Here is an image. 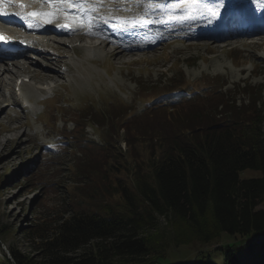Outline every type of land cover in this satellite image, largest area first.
<instances>
[{
    "label": "rangeland",
    "instance_id": "374dc122",
    "mask_svg": "<svg viewBox=\"0 0 264 264\" xmlns=\"http://www.w3.org/2000/svg\"><path fill=\"white\" fill-rule=\"evenodd\" d=\"M238 1L240 0L237 2L225 0L229 7L225 5L222 9L227 8L230 12L229 8L236 7ZM242 2L250 7L258 6L257 3L251 5L246 1ZM174 3L188 8L192 5L196 6L194 8L198 6L201 8V5L214 8L219 0L190 2L175 0ZM244 7L248 9V6ZM252 10L254 9L246 11L252 15L254 14ZM177 31H173V34H185ZM259 37L255 38L258 39V45L252 44L249 38L245 43L235 42L224 48L220 47L216 52L208 50L204 43L197 47H186L185 40L177 39L169 45L143 52L135 51L136 53L131 56L129 53L119 62L106 57L102 65L90 62L83 54L92 57L94 51L76 55L69 50L70 47H66L70 55L67 61L75 72L65 70L67 77L55 76L52 91L49 89L41 92L38 88L41 85L31 80L29 83L34 87L25 86L22 94L25 97L28 93L33 94L30 98L34 109L32 107L24 112L21 107L12 105L4 109L0 115V264H9L6 259L13 260L12 251L28 255L34 261L42 260V252L36 246L40 243V238L36 233L27 236L31 229L44 228L43 233L48 236L61 220L76 211L84 213L96 211L103 214L100 209L103 204L109 202L116 204L120 201L118 193L110 194L114 189L115 179L117 177L123 179L121 188L125 184L128 185L129 179L126 176L129 169L134 166L137 159L148 156L146 141L136 143V148H133L135 146L126 143L127 133L123 129L118 134H112L111 144L107 146L100 144L101 133L107 126L88 124L87 121L90 120L86 118L89 114L86 113L92 111L91 109L93 111L106 109L113 113L120 111L118 107L122 110L125 108L126 111L132 109L135 115L133 120L136 122L131 126L134 127L135 135H139L137 131L139 127L147 125L170 132L178 126L196 125L197 112H201L202 116L208 110L213 111L209 103L220 100L214 94L215 87L223 83H226L222 89L223 93L234 96L238 103L247 102L248 97L258 98L259 105L264 109V41L262 42ZM233 38L234 33L232 39L227 37V41H220L221 45L232 41ZM97 55L104 59L102 50H99ZM52 67L58 69L57 66ZM9 68L13 73L16 71L15 76L36 73H28V70L21 72L15 66ZM32 68L41 72V78L38 75L35 78L44 82L43 79L48 72L41 71L39 67ZM8 76L9 73H4L3 80L5 81ZM76 76L82 79L79 77L77 79ZM9 81L11 87H6L3 83L0 96L2 94L9 96L12 90L18 92L12 87L14 80ZM181 82L188 92H183L182 87L181 90L176 89L162 94L158 100L164 102L167 101V96L178 94L182 97L184 93L189 99L175 104L178 106L177 109L170 111L167 108L169 105H161L155 111L143 110L147 98L170 90ZM193 89H198V92H193ZM44 95L49 97L47 102L38 103L39 98ZM11 99L9 97V101H12ZM6 103L2 101L0 107L4 108ZM40 112L42 113L39 114ZM12 117H16L15 121L11 120ZM16 125L17 130L6 129V126ZM112 128L109 129L112 131ZM61 136L63 138L67 136L68 139H60ZM82 138L88 139L87 143L82 144ZM115 158L126 160L125 163L130 168L124 169L119 161L112 166L111 162ZM82 165L91 166L92 169L89 173L87 171L82 173L80 172ZM259 175L261 171L252 168L240 172L241 178ZM122 204L123 200L120 206ZM154 223L160 228L166 224L163 217H157ZM251 237H257L258 241L264 242V233ZM236 239L243 241L241 237ZM231 240L234 239L223 235L222 239L216 241L217 243L209 245L195 243L189 247L192 249L190 252L181 247H172L169 256L162 261L178 264L180 260L192 257V252L198 249L211 250L216 244ZM258 246V243L253 244V248ZM216 257L221 260L220 253Z\"/></svg>",
    "mask_w": 264,
    "mask_h": 264
},
{
    "label": "trees",
    "instance_id": "16d2710c",
    "mask_svg": "<svg viewBox=\"0 0 264 264\" xmlns=\"http://www.w3.org/2000/svg\"><path fill=\"white\" fill-rule=\"evenodd\" d=\"M225 84L215 87L220 100L209 103L212 112H197L196 125L171 132L147 125L135 135L136 121L125 108L87 112L90 122L107 126L104 146L123 129L130 146L146 141L148 156L132 168L126 160L111 162L130 168L128 185L121 188L123 179L117 177L110 193H118V203L103 204V214L76 211L48 236L44 228L31 229L27 236L40 238L36 246L43 259L12 251L9 264H177L162 261L172 247L190 252L193 244L209 245L223 235L234 240L198 249L178 264H264V242L251 237L264 233V109L258 98L240 104L227 96ZM175 104L169 100L167 108L175 110ZM90 167L82 165L80 172L89 173ZM246 168L261 175L241 178ZM157 217L165 220L161 228Z\"/></svg>",
    "mask_w": 264,
    "mask_h": 264
},
{
    "label": "bare ground",
    "instance_id": "6f19581e",
    "mask_svg": "<svg viewBox=\"0 0 264 264\" xmlns=\"http://www.w3.org/2000/svg\"><path fill=\"white\" fill-rule=\"evenodd\" d=\"M114 5H107L106 10L110 11V9L112 7L114 8H119L122 7V9L126 10L127 7V3L125 4V6L127 8H124V3L122 1L124 0H112ZM116 1L121 2L120 4H117ZM150 1L147 5V7L144 6V0H132L131 5L133 6H137L139 5V7H142V11H146L144 12L145 16H153V17H157V14H154L158 11H160L158 8L155 7V1L161 4H165L166 2L164 0H148ZM169 1V0H168ZM170 1H174V0H170ZM242 1H246L247 3L254 5L255 3H257L256 5H259L261 3H264V0H260V2L258 3L253 2L251 0H240L239 2ZM71 2L73 3V6L75 5V3L77 2V0H71ZM91 3V0H90ZM245 4V3H244ZM228 5V4H227ZM249 6V5H248ZM196 7V6H195ZM202 8V9H201ZM198 6L197 8H192V11L194 12H198L199 14H202L204 16V19L202 21H189L186 20L184 22H182L180 25H178L177 27L175 26H171V25H166V24H161L160 27H165L166 29L168 28V30H166L165 34H162V37L160 38V40L158 41V43L162 44V46L166 45V44H170L173 41L178 40H185L186 41V47H197L199 45H201L202 43L206 44L207 49L210 50L211 52H216V50L218 51V49L220 47H225V46H229V44H234L235 42H243L245 43L247 39L251 38V43L252 44H256L258 45V39H255L257 37H259L260 40H262V42L264 41V30H262L261 28L258 27H251L250 25H248L242 32H234V38L232 41L229 42H224L223 45H221L222 43L220 42V40L222 39V35H218V34H213L211 33V31H204L202 33H197L196 34H191V33H185V34H173V31H179L180 28H185V27H195L197 25H201V26H206L208 28H219L222 27L226 24V19L230 18V12L227 10V8L220 10V14H219V19H217L214 23H207V16L210 14L209 9L207 6L203 5V6ZM213 8V7H211ZM255 10V12H263L262 8H257V7H251ZM249 6V9H251ZM248 9V10H249ZM180 12H189V10H185L184 8L178 9V13ZM165 12H161L158 15H164ZM238 15V17L242 16V15H246V16H251L249 15V13L245 10L242 11ZM133 16H139L138 13L136 14H132ZM114 18L113 19H109L110 23L109 24H105V25H112L114 23ZM263 22V20H258L259 25H261ZM172 27V28H171ZM177 31V32H178ZM176 33V32H174ZM238 33V34H236ZM233 34V33H232ZM231 34V35H232ZM236 34V36H235ZM237 36H241V37H237ZM245 36H247L248 38H246ZM91 38V37H90ZM200 38V39H199ZM70 41L68 43H66L65 41H55L53 38H43L40 42H39V46H41V48L39 49L40 51H38V54L36 55L35 59H31L28 60V64L31 65L29 66L27 63L21 62L20 60H15L12 61L10 64L12 66L17 67L19 70H21V72H23L22 70H28L29 72H36L34 74H25L22 76H26L29 78V80L31 81H35L37 83H39L41 86L38 88L41 91H44L46 88L53 86L56 79L55 76L57 78H65L67 77L68 74H66L65 70H69L70 72L72 71L71 66L69 64V61H67L68 56L69 55V51L67 49H65L66 47H70L69 50H72L75 54H81L83 52H87V50H91L94 51V56L91 57V55H87L86 53H83L86 55V57L88 58V60L92 63H96L98 65H102V62L105 60L106 57H110L114 60H116V62H119L121 59L123 60L127 54L131 53L129 56L133 55L134 53H136L135 51H141V48L138 45H126L123 46L121 44H119L115 38L112 37H102L100 42L94 41L93 39H85L83 36H80V44L81 47L77 48V46H75L73 43H70L71 41H73V38H69ZM204 39V40H203ZM205 41V42H203ZM102 50L103 51V55H104V59H100V56H96V53ZM178 50V49H175ZM99 54V53H98ZM139 54V53H138ZM85 57V58H86ZM69 59V58H68ZM71 60V58H70ZM130 61V60H129ZM0 60V80H2L3 82H0V88L3 85V83L6 85V87H11V79H13L14 81L17 80L18 77L21 76V74H18L15 76L16 71L13 73L11 71V69L9 68V66H5V62H2ZM82 62V61H81ZM125 62V61H124ZM70 63H72V60L70 61ZM76 63V62H75ZM121 63V62H120ZM7 65V63H6ZM57 66L58 69H54L52 66ZM61 66H65L62 70H60ZM32 67H39L41 71L44 72H48V74H46V77H44V82L39 81L38 79L35 78L36 75H38L39 77L41 76V72L38 70H34ZM32 68V69H31ZM76 68V67H75ZM74 68V69H75ZM75 72V70H73ZM72 71V72H73ZM4 73H9L10 76H8V80L6 79L5 81L3 80V75ZM52 74V75H51ZM15 76V77H14ZM44 76V75H43ZM42 76V77H43ZM75 77V75H73ZM77 79L79 76H76ZM41 78V77H40ZM81 78V77H79ZM82 79V78H81ZM84 79V78H83ZM38 80V81H37ZM66 80V79H64ZM66 82V81H65ZM24 84V83H23ZM58 84V83H57ZM61 84V83H60ZM65 84V83H64ZM34 87L33 85H26V87ZM25 88V87H24ZM33 92V91H32ZM28 93L26 95L27 98H30L32 95ZM9 97L12 98V101H9ZM9 97H5L4 94H2L0 96V103L2 101L7 102L4 108L0 107V115L4 112V109H6L9 106H15L18 105L19 100L17 99V97H15V95H13L12 93L9 95ZM14 98V99H13ZM31 99V98H30ZM16 119V117H12L11 120ZM15 121V120H14ZM18 125L16 126H6V129H8L9 131L11 130H17ZM5 129V130H6ZM20 129V128H19Z\"/></svg>",
    "mask_w": 264,
    "mask_h": 264
},
{
    "label": "snow or ice",
    "instance_id": "6c2138e0",
    "mask_svg": "<svg viewBox=\"0 0 264 264\" xmlns=\"http://www.w3.org/2000/svg\"><path fill=\"white\" fill-rule=\"evenodd\" d=\"M30 2L39 5L40 10L25 11L28 5L23 0H0V16H18L25 21L28 28L50 25L60 19L65 21L63 28L66 30H76L88 24H96V21L91 19V16L96 13V9L91 5L90 0H77L74 6L71 0H30ZM184 2H190V0H184ZM13 3L18 4L21 11L9 13L7 6ZM224 6L225 0H219L214 8L209 9L207 23L211 24L219 19L220 9ZM85 17H89V19L85 21ZM102 22L110 23L108 19H103ZM56 26L61 27L60 24H56ZM122 26L143 27V22L136 21L129 25V22L125 21ZM4 41H6V37L0 34V42Z\"/></svg>",
    "mask_w": 264,
    "mask_h": 264
}]
</instances>
